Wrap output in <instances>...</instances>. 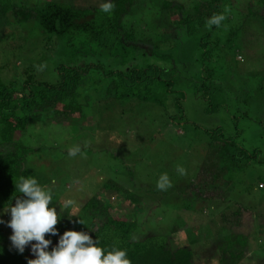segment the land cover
I'll use <instances>...</instances> for the list:
<instances>
[{
  "label": "rangeland",
  "instance_id": "rangeland-1",
  "mask_svg": "<svg viewBox=\"0 0 264 264\" xmlns=\"http://www.w3.org/2000/svg\"><path fill=\"white\" fill-rule=\"evenodd\" d=\"M16 1L27 6L34 3ZM68 1L80 7H98L105 0ZM161 1L133 0L122 22L124 27H139L144 32L143 39L136 41L142 43L145 54H135L131 62L138 68L147 63L170 68V94L143 90L144 98L137 95L105 99L100 96L102 89L94 90L96 86L88 77L80 89L81 94L91 98L82 109V118L71 113L72 120L62 115L49 120L50 113L42 112L26 124L22 133L16 132L14 139L18 137L29 149L24 167L44 182L41 186L51 189L52 201L60 207L68 199L75 202L65 209L72 225L80 218V205L96 197L103 200L110 215L135 217L133 239L166 233L175 247L197 238L192 252L194 263L218 264L212 225H216L223 205L212 198L201 202L200 208L187 209L185 204L192 197L188 182L202 161L206 132L216 127L247 151L257 150V158L264 160V7L259 0H221L226 19L204 38L200 47L203 31L189 37L183 30H176L173 25L178 11H159ZM165 1L186 8L194 0ZM164 13L169 28H160L159 32L154 23ZM27 31L6 27L0 38V79L13 87L23 80V70L32 61L36 62L31 65L32 73L44 78L51 76L57 62H75V58H69L71 49H63L59 56L54 54L43 61L50 45L42 48V39L28 38ZM161 33L166 39L158 36ZM172 43L174 46L169 49ZM153 47L160 52L169 49L171 61L154 58ZM38 61H43L40 66ZM112 61L117 62V58ZM107 65L102 66L103 70ZM202 76L210 79L205 78L203 83ZM154 97L163 103L152 102ZM77 145L80 152L70 156L69 150ZM178 167H183L186 174L180 175ZM164 173L172 187L161 191L157 181ZM256 183L264 187V164L252 162L245 171L236 172L229 184V203L247 208L240 213L239 224L230 226L233 232L248 236L242 258L236 264H264V188L258 189ZM245 184L249 193L245 192ZM234 205L229 204L228 208L233 209ZM10 206L15 203H0V229L6 235L13 234L8 226ZM34 243H29L31 251Z\"/></svg>",
  "mask_w": 264,
  "mask_h": 264
},
{
  "label": "trees",
  "instance_id": "trees-1",
  "mask_svg": "<svg viewBox=\"0 0 264 264\" xmlns=\"http://www.w3.org/2000/svg\"><path fill=\"white\" fill-rule=\"evenodd\" d=\"M109 2L114 4V10L110 14L103 13L100 6L80 7L68 0H34L29 6L16 0H0V38L6 27L27 28L28 38H41L42 48L50 45L43 61L54 54L59 56L58 53L63 49H71L69 58H75L73 64L57 62L49 78H44L40 73H32V61L23 70L24 78L16 86L5 84L0 79V203L3 206L16 203L18 198H26L15 185L21 177L36 179L29 168L24 167L29 149L18 137L14 139L15 133H22L26 124L42 112L50 113L49 120L57 119L59 115L72 120L73 117H69L71 113L82 118V109L85 104H90L91 99L89 95L81 94L82 81L92 78V84L96 86L93 89L101 88L100 96L104 95L105 99L111 97L112 100L137 95L144 98L143 90L147 93L155 90L171 93L170 68L148 63L138 68L131 62L135 59V54H145L141 49L142 43L136 41L143 39L144 32L139 27H124L122 22L128 16L133 0ZM220 2L221 0H194L184 8L181 4L162 0L159 11L170 8L177 10L173 26H176V30H183L186 36L203 31L198 41L202 47L204 38L218 28L208 26L207 21L214 14L222 13ZM259 3L264 7V0H259ZM158 17L162 18L154 23L157 31L160 28H169L165 23V13ZM158 36L166 39L162 33ZM21 40H25V37ZM173 46L174 43L169 49ZM169 49L160 52L157 47H153V57L169 62ZM113 58H117V62L113 63ZM102 60L105 61L104 64ZM43 61H38V66ZM106 65L107 68L103 70L102 66ZM112 65L114 66L111 67ZM204 71L202 68V72ZM206 74L210 76L209 72ZM205 78L210 79L202 76L201 82L204 83ZM151 100L157 104L163 103L157 97ZM57 122L60 124V120ZM206 137L202 161L198 164L194 177L188 182L192 197L190 196L191 199H188L185 207L194 210L195 207L202 206L199 205L201 202L212 198L219 205H223L217 213L216 225H212L215 228L213 244L216 261L218 264H236L242 258L248 236L233 232L230 226L239 224L238 217L247 208L239 203L236 206L233 202L229 203V184L236 172L245 171L252 162L264 164V160L257 158V150L247 151L232 136H225L218 127L207 131ZM36 180L39 184L44 183ZM262 186L261 183L258 186L256 183L258 189H263ZM244 188L249 193L246 191V184ZM229 204L235 207L230 209ZM50 207H55L61 217L56 225L57 234L45 235V239L51 241L46 249L49 252L56 247L53 246L55 243L58 245L65 231L73 230L90 235L94 242L98 241V246L105 249V254L113 248L126 250L131 264H195V254L192 252L197 238L192 237L187 244L175 247L169 243L166 233L156 232L157 234H149L141 239H133L132 234L137 229L135 217L126 219L110 215L103 200L96 197L80 205V218L73 225L63 207L53 201ZM213 209L209 211L211 215ZM10 237L11 235L4 234L0 229V264H28L29 260L36 258L29 244L21 253L13 246Z\"/></svg>",
  "mask_w": 264,
  "mask_h": 264
},
{
  "label": "clouds",
  "instance_id": "clouds-1",
  "mask_svg": "<svg viewBox=\"0 0 264 264\" xmlns=\"http://www.w3.org/2000/svg\"><path fill=\"white\" fill-rule=\"evenodd\" d=\"M100 10L110 14L114 10V4L106 0L100 5ZM225 19L223 13L214 14L207 24L219 27ZM80 150L77 145L69 150V155L75 156ZM177 172L180 175L186 174L183 167H178ZM15 185L19 193L26 198L16 199L15 206H10L7 210L11 214L8 226L13 231L10 240L21 253L29 242H36L32 244V252L36 258L29 260L28 264H131L126 250L113 248L105 254V249L98 246V241L94 242L91 236L84 232L73 230L65 231L58 245L50 252L47 251L51 241L45 239V235L57 234L56 225L61 217L55 207H50L52 191L41 186L35 178L21 177ZM171 187L168 174H162L157 181V188L166 191ZM74 203L72 199H68L63 208L67 209ZM79 222L83 223L81 220Z\"/></svg>",
  "mask_w": 264,
  "mask_h": 264
}]
</instances>
